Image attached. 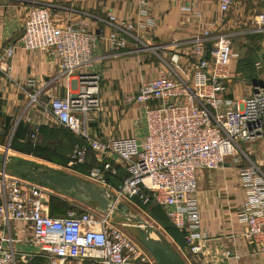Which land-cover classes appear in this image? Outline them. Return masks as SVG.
Returning <instances> with one entry per match:
<instances>
[{"label": "built area", "instance_id": "1", "mask_svg": "<svg viewBox=\"0 0 264 264\" xmlns=\"http://www.w3.org/2000/svg\"><path fill=\"white\" fill-rule=\"evenodd\" d=\"M215 5L218 16H225L236 0H201ZM140 15H147L141 2ZM197 21L199 36L194 40L195 62L176 78L166 70L142 82L128 102L143 110L144 135L141 139L93 138L89 133L92 115L101 111L102 77L90 72L97 41L88 31V22L57 27L52 11L43 6L31 7L26 14L20 45L6 47L0 55V70L10 78L8 64L17 49L41 51L55 57L60 70L70 77L78 70V90L51 99L43 111L57 126L84 141L74 146L67 169L84 165L88 152L95 164L86 179L114 196L118 202L134 205L152 203L159 206L172 227L182 233L181 253H202L201 219L197 192V174L221 168L226 158L238 151L249 163L237 168L244 193L237 218L243 236L257 252L264 253V159L252 163L240 149L241 143L264 140V84H255L241 100L228 89L229 69L237 54L230 36L219 25L203 19L197 6L184 8ZM113 32L107 40L113 49L126 44L127 24L108 16ZM147 21L146 25H152ZM253 31L264 29V9L252 19ZM139 27H143L139 25ZM210 45L209 58L206 56ZM177 63L176 56L171 57ZM256 62L254 68L261 69ZM3 66V67H2ZM38 103L30 96L27 108ZM140 121H138V124ZM38 125L33 124L29 140L34 142ZM120 166L126 176L117 187L108 181ZM42 187L0 172V223L23 222L30 228V242L38 253L59 264H157L152 256L122 230L124 224L113 223V214L93 209L76 213L70 209L63 217H52L42 204ZM9 238L0 239V264H16V254Z\"/></svg>", "mask_w": 264, "mask_h": 264}, {"label": "crops", "instance_id": "2", "mask_svg": "<svg viewBox=\"0 0 264 264\" xmlns=\"http://www.w3.org/2000/svg\"><path fill=\"white\" fill-rule=\"evenodd\" d=\"M141 2H145L146 16L140 15ZM34 6L49 8L54 15L55 25L60 28L88 22V31L93 32L97 38L89 71L102 77V108L92 115L88 130L91 137L98 139L143 137V110L128 102V96L137 91L142 82L155 77L160 70L180 78L181 71L188 70L194 64L193 44L200 34L197 21L184 10L186 6H197L207 22L215 21L218 16L215 5L202 3L201 0H0V55L6 47L20 45L27 11ZM110 15L128 26L126 44L122 48H111L107 40L113 32L108 22ZM149 20L154 23L146 25ZM235 21L232 18L227 24L230 26ZM210 47L207 45L208 58ZM172 56H176L177 63L171 62ZM258 57L260 61L264 60V53ZM251 60L254 61L251 57L235 60L229 69L230 80L227 86L235 100H241L250 92L240 95L239 84H236L239 78H254L252 80L255 82H251L253 85L260 83L256 79L257 74L253 75L252 71L256 62L252 63ZM8 64L11 67L10 78L6 79L0 70V112L13 120V127L8 135H3L4 122L0 117V139L6 136L12 138L16 127L20 125L23 132L17 133L18 140L30 141L29 132L33 124H36L40 131L37 140L32 143L54 146L58 153H65L69 158L75 143L70 139L59 138L56 133L61 127L44 113L43 106L53 98L77 91L79 70L67 77L60 70L55 57L21 48L16 50ZM263 75L264 72L261 73L264 84ZM234 89L239 92L235 97ZM32 95L36 96L38 103L28 109ZM263 142L256 143L261 146ZM240 145L241 148L244 146L242 143ZM249 149L254 150L252 146ZM13 152L23 157L30 156ZM254 157L256 159V155ZM240 160L239 155L232 156L226 158L223 166L217 170L198 172L197 192L204 240L200 255L184 254L188 264H264V253L257 252L248 243L237 218L244 199L237 168L249 163L242 164ZM38 162L57 166L43 160ZM89 163L91 167L95 164L91 152H88L84 165ZM252 163L263 164V160ZM116 167L122 170L120 166ZM2 170L3 162L0 160V172ZM67 170L76 176H87ZM5 171L12 175L10 169ZM58 196L72 201L62 195ZM4 238L12 240L11 244L4 245L15 252L16 262L32 258L38 253V248L30 242V228L23 222L10 221L6 225L0 223V239Z\"/></svg>", "mask_w": 264, "mask_h": 264}, {"label": "water", "instance_id": "3", "mask_svg": "<svg viewBox=\"0 0 264 264\" xmlns=\"http://www.w3.org/2000/svg\"><path fill=\"white\" fill-rule=\"evenodd\" d=\"M8 150L7 147L4 152H0L3 170L11 168L13 176L83 204L100 214L119 216L125 225L133 228L137 242L157 264H187L157 227L147 223L140 215H134L125 203L116 201L108 190L36 160L8 156ZM47 202L42 199L43 205H47Z\"/></svg>", "mask_w": 264, "mask_h": 264}, {"label": "rangeland", "instance_id": "4", "mask_svg": "<svg viewBox=\"0 0 264 264\" xmlns=\"http://www.w3.org/2000/svg\"><path fill=\"white\" fill-rule=\"evenodd\" d=\"M264 9V0L260 1V0H236L235 5L232 7V9L229 11V13H227L225 16H221V18L219 16H217V18H220L219 21V25H221V27L223 28L224 32L227 33L230 38H231V43H232V50L234 54H237V61H240L242 59L245 58H253L252 63L253 62H260V66L261 69L258 71L254 68L253 66V75L256 76L257 81H259L260 83H262L261 80V73L264 72V60L262 59V61H260L258 58V55H262V53H264V29L261 31H253V24H252V19L253 17L258 14L260 11H262ZM236 20L234 24H231L230 26L227 24L228 21H230L231 19ZM237 22V23H236ZM169 56H166V58ZM253 65V64H252ZM264 76V75H263ZM254 78H239L240 81H238L236 84H239V89H240V95L244 96L246 95L250 88L252 87V83ZM252 80V81H250ZM252 82V83H251ZM264 82V81H263ZM102 84V82H101ZM235 90V89H234ZM101 93V92H100ZM239 95L238 90H235V92H233V96H237ZM101 98V96H100ZM102 100V98H101ZM67 129L65 130V128H61V132L59 131L57 134L59 136V138H64V139H70L73 140V142L75 143L77 141V136L74 135L72 132H70L69 130L67 131ZM262 140L259 141H255V142H249V143H242L244 146L240 145V149L243 151V153L247 156V158L254 162L256 160L261 161L264 159V142L261 146H258L256 142H260ZM10 142H11V136H6L0 139V152H4L6 150V148L10 146ZM252 146L254 148L253 149H249V147ZM241 152L238 151V155L240 156V162H244V164H247V160L245 158H243L240 154ZM8 156H21L23 157L21 154H17L13 151L8 150ZM259 154V156H258ZM254 155H256V159L254 157ZM26 158L29 159H33L36 161H41V160H37V158H34L32 156H24ZM243 164V163H242ZM53 167V166H51ZM59 171H61L64 174H71V172H69L67 169L65 168H58L57 166L53 167ZM10 171H12V169L10 168ZM84 180H87L86 178L82 177V176H78ZM88 181V180H87ZM42 194L44 195V199H46L48 201L49 199V195L52 194V192L48 191V190H43ZM67 204H70L73 209L76 211V213H82L85 212L86 210H90V208L84 206L83 204H80L78 202L75 201H67ZM130 210L132 211V213L134 215H140L147 223H149L150 225H153L155 227H157L159 229L160 232H162L165 237L168 239V241L170 242L171 246L180 254V256L186 261L184 254L186 253H181L180 251V247H178V245L168 236V234L165 232L163 225L159 222H157V220L148 212V211H142L140 208L136 207L135 205H131V204H127L125 203ZM48 207V206H47ZM56 210H61V211H50L48 208L49 213H51L54 216H63L66 213L64 212V209H56ZM113 223L116 225H120V224H124V226H122V230L124 231V233H126L130 238L132 239H136L135 235H134V230L131 226L125 225V222L117 215L113 216ZM188 264V262H186ZM16 264H59L58 261L55 260H48L47 258L43 257L41 254L37 253L34 257L32 258H27V259H23V260H18L16 262ZM65 264H88L87 262H69V263H65Z\"/></svg>", "mask_w": 264, "mask_h": 264}, {"label": "trees", "instance_id": "5", "mask_svg": "<svg viewBox=\"0 0 264 264\" xmlns=\"http://www.w3.org/2000/svg\"><path fill=\"white\" fill-rule=\"evenodd\" d=\"M0 117L3 119V122H4L3 135H8L13 127V120L8 116H4L1 112H0ZM39 131H38V134H39ZM59 131L61 132V128L58 129L57 133ZM18 132H23L20 125L16 127L14 135L11 138V142L9 146L11 150L16 151L18 153L25 154V155H30L34 158L41 159L43 161L52 163L60 167L67 168L69 158L68 156H66L65 153L64 154L58 153L55 150L54 146H49V145L42 146L39 144L37 145L36 142L32 143L31 141H28V140L25 142H20L17 136ZM76 138H77V141L75 142V145L84 144V141L81 138L79 137H76ZM90 168H91V164L89 163L87 165L74 166L71 168V170L75 171L77 174L86 176L88 175ZM116 172H117L116 175L107 176V181L113 187H117L126 176L123 169L121 170L118 167H116ZM134 205L140 208L142 211H148L157 220V222L163 225L165 232L179 247L182 248L184 246V240H183L182 233L171 226L163 210L159 206L152 204V203L142 204L139 201H135ZM47 206L51 212L53 210L56 212L61 211V210H56V209H64V212L66 213L69 210V207L71 205L67 204L65 198H61L58 195L51 194L49 195ZM71 209H73V207ZM49 215L52 217H58V216L52 215L51 213H49Z\"/></svg>", "mask_w": 264, "mask_h": 264}]
</instances>
